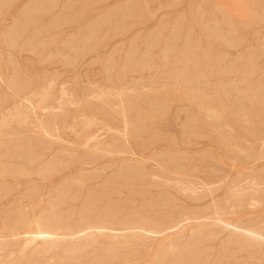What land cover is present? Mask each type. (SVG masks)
<instances>
[{
	"label": "bare ground",
	"instance_id": "obj_1",
	"mask_svg": "<svg viewBox=\"0 0 264 264\" xmlns=\"http://www.w3.org/2000/svg\"><path fill=\"white\" fill-rule=\"evenodd\" d=\"M120 13L128 14L127 11H121ZM252 14L254 13H249L250 17H253ZM104 18H101L102 21L105 20ZM91 29L87 26L86 30ZM234 31L236 30L234 29ZM27 32L26 35H28ZM52 35H55V33ZM80 38L86 40L92 39L94 36L83 34ZM72 39H77V37H72ZM7 41L8 45L15 44L11 38ZM134 41L136 40L134 39ZM235 41V38H232L227 40L226 44L232 45L236 43ZM144 44L146 46V43ZM153 45L154 43L148 44V46ZM23 46L27 47V45ZM94 46V44L84 42L82 44H66V46L58 49L66 48L70 50V52L62 53L60 51L59 53L63 62L74 64V62L80 60L82 52L90 50ZM136 48L135 43L129 44L123 50L124 56L120 60H116L113 56L104 59L96 58L102 64L104 78L110 80L112 84L101 87L95 86L96 88L88 91L87 95L82 93L84 96L81 97V95L68 91L65 86L56 90L54 81L47 80L37 87H32L29 92H24L23 101L13 106L12 109H9L6 113H0V172L28 175L30 173L29 165L32 164L42 173L52 170L53 167L96 163L100 157L99 151L101 149L112 150L121 154H137L131 144L134 143L138 149L143 151L148 149L151 143L161 135L158 123L167 117L173 107L185 111L184 120L181 122V131L173 139L175 142L188 143L192 141L193 136H209L210 133H214L217 137L224 138H220L221 142L225 139L229 141L227 146L234 147L245 156L248 155L253 163L260 160L261 162H258L259 166L264 171V119L259 116L260 110H251L243 100L248 99L252 103L254 96L234 87L231 89L226 88L225 81L218 80L215 83L214 92L211 91L210 94L195 86V83L200 84L209 75L219 77L225 74H235L243 77L250 72H254V69L243 71L239 67L234 69L232 67L226 69L218 67L215 71L212 69L208 73H205V68L196 70L194 69L195 64L198 62L207 64V61L212 59L207 57L197 58L198 56L189 43L181 45L165 43L159 56H146L143 58H137ZM42 49L43 47L32 49L37 53L39 59L45 57ZM2 52L0 51V57ZM205 54L209 56V51L206 50ZM220 55L223 57V54ZM256 58L252 56L251 52L247 56L249 61ZM144 69L150 71V80L147 83H144V77L141 74ZM132 72L140 73L137 76H131L132 79L127 82L129 74ZM18 76L19 74L14 71L11 85L21 91L29 83H26L27 86H25V81L24 84H22L23 82L20 83L21 85L18 84ZM159 76L168 79L167 84L161 85L156 79ZM5 97L4 99H6ZM1 101L3 102V100ZM2 102H0L1 107L3 106ZM235 122L239 124L240 128H236ZM66 128L74 132L78 139V146L83 147H76L77 152L73 156L72 154L71 156L67 155L64 151L52 153V159L46 161L45 157L51 153L53 144L64 139L62 133ZM100 129H104L107 134L104 135L99 132ZM204 129H207L208 134L204 132ZM31 131L36 133L30 134ZM145 131L147 132L146 135L144 134ZM254 145H257L258 148L255 149ZM247 150L249 151L247 152ZM159 154L153 152L150 157L155 158ZM174 155H170L164 164L157 162L159 173H152L143 159L124 158L115 170V174L105 180L101 190H93L94 188L87 186V183L93 178L102 176L105 169L97 166L89 168L86 172H82L81 176L70 177L64 183V191L58 190L54 194L50 200V207L48 206V213L43 215H37L38 210L34 212V206L38 203L39 197L36 194L38 192L30 188L28 190V208L16 209L14 216H12L14 224H11L13 226H10L11 228L7 226L10 228L8 234L10 232H24L26 234V242L23 247L24 255H30L29 251L26 252L28 248H30L32 255L45 253L52 247L59 246L58 240L61 237L80 239L79 237L122 236L124 234L125 238L123 240L110 239L108 243L103 245L90 244L91 246L88 249L85 248L86 243L84 241L81 244L77 242L78 240L63 247L64 257L70 260L69 264H92L91 262L94 264V261L97 264H102L108 257L113 259L121 254L128 253L130 250L123 249L131 242H136L141 246L145 245L150 237L148 232H159L170 226L172 222L183 220L189 213L184 210L185 208H181L176 200L167 195L163 200L151 198L145 203L131 206L128 209L119 203L101 204L102 196L112 188L119 191L121 188L118 185L121 183L126 186L135 183L140 184L145 180L151 183L150 178L160 176L169 185L176 188L178 186L180 194L183 196L194 200L209 197L206 204L207 214L237 213L240 209L262 206L264 203V172L262 174L249 172L238 182L232 184L221 198L216 199L212 197V193L218 187V184L211 180L186 182L183 177L179 176L182 173L181 164ZM5 159L11 166L3 164ZM20 161L22 162L20 163ZM15 162L17 163L15 164ZM4 185L5 180H2L0 182V196L6 195V192L3 191ZM84 190L86 194L77 213H74L73 207L70 211L61 213L60 206L68 202L70 198L77 199L80 192ZM135 191L143 190L135 189ZM156 207H159V211L165 209L162 216H160L161 214L159 216L158 214H150V211L155 210ZM179 207V215L175 217L174 221H171L170 218L173 212L176 209L178 210ZM262 212L261 215L258 214L260 217L254 216L255 218H247L244 221L240 219L238 220L240 223L237 224L226 223L222 220L213 221V224L219 227L216 230L211 225L201 224L190 229L191 231L185 236L184 234L176 235L170 238L168 242L160 245L149 259L146 258L144 264L262 263L264 252L260 253V250L251 252L248 260L243 262H240L237 256L243 249L258 247L264 242V211ZM253 213L247 215L252 216ZM110 226H118L123 232L119 235L109 234L106 230ZM224 229H229V231L221 236ZM79 234L83 235L78 236ZM129 237L135 239L129 242V240H126ZM222 237L226 241L221 242V244L227 248L231 247V250L218 251L217 253L210 251V248L214 246L212 241ZM257 253H260V256H257ZM213 254L217 255L214 259H210ZM232 257L234 258L232 259ZM63 261L68 262L67 260ZM35 262V259H29L26 264H35ZM59 264H63V262Z\"/></svg>",
	"mask_w": 264,
	"mask_h": 264
},
{
	"label": "rangeland",
	"instance_id": "obj_2",
	"mask_svg": "<svg viewBox=\"0 0 264 264\" xmlns=\"http://www.w3.org/2000/svg\"><path fill=\"white\" fill-rule=\"evenodd\" d=\"M1 1L0 51L3 52L0 57V98L3 102L1 100L0 102H2L3 106H0V113H6L9 109H12L13 106L23 101L24 92H29L32 87H37L47 80L54 81L56 90L65 86L68 91L76 95H81V97L87 95L86 93L93 90V88L112 84L110 80L104 78L102 64L96 58L104 59L113 56L116 60H120L124 56L123 50L129 44L135 43L137 45L136 51L138 52L137 58H143L146 56H159L165 43H177L179 45L189 43L190 47L198 56L197 58L202 59L207 57L212 59L211 61H207V64L205 62L195 64L196 67L194 69L196 70L205 68V73H208L212 69L215 71L218 67L225 69L228 67H232L233 69L239 67L243 71H251V69H254V72H250L243 77L235 74H225L219 77L209 75L200 84L195 83V86L203 90V92L210 94L214 92L215 83L219 80L226 82V88L231 89L234 87L243 92L251 93L254 96L252 103L248 99L243 100L249 105L251 110H260L259 116L264 119V98H262L264 96V0ZM121 11H127L128 14H122L120 13ZM250 12L254 13L252 14L253 17H250ZM102 17H105L104 21H102ZM87 26L92 29L86 30ZM48 28L49 30H47ZM26 31H28V35H26ZM54 33L55 35H52ZM37 34H39V37ZM83 34L94 36V38L81 39L80 37ZM72 37H77V39H72ZM9 38L13 39L15 42L14 45H8L7 40ZM232 38H235L236 43L227 45V40ZM84 42L94 44L95 46L90 50L82 52L80 60L74 62V64L63 62L59 52H70V50L66 48L60 50L58 48L66 46V44H82ZM148 42L154 43V45L148 46ZM144 43H146V46ZM23 45H27V47L25 48ZM40 47H43L42 52L45 55L43 59H39L37 53L32 50ZM206 50L209 51V56L205 54ZM250 52L253 57L258 58L253 61L247 60ZM220 54H223V57ZM221 58L225 59L223 60ZM14 71L19 74L17 77L18 84L21 82L24 84L25 81V86H27L26 83H29L26 88L24 87L21 90L22 92L20 89H15L11 85ZM139 73H130L127 82ZM141 74L144 77V83H147L150 80V71L144 69L141 71ZM156 79L161 85H165L169 81L164 76H159ZM261 86L263 87L261 88ZM258 104L260 108L257 106ZM183 110L173 107L172 111L167 114V117L158 123L161 135L151 143L148 149L144 151L140 150L132 143L131 145L137 154L122 153L124 154L122 155L112 150L101 149L99 151L100 157L96 163L53 167V171L47 170L42 173L32 164L29 165L30 173L28 175L24 173L12 174L0 172V182L5 180L3 191L6 192V195L0 196V264H26V261L29 259H35V264H59L61 262L63 264H69L70 260L64 257L63 247L76 242V240L81 244L84 242L86 245L88 244L87 246L85 245V248L88 249L91 246L90 244L103 245L108 243L110 239L123 240L125 238L124 234L122 236L103 235L97 237H79L81 240L61 237L58 240L59 243L57 242L59 246H55L56 248L52 247V250L50 249L45 253L32 255L30 248H28L26 252L29 251L30 255H24L23 247L26 242V234L24 232H10L8 234V232L13 226L12 224H14L12 216H14L13 214L16 209L20 208L22 210L28 208V190L30 188L38 192L36 194L39 197L38 203L34 206V212L38 210L36 214L43 215L48 213L50 200L54 194L58 190L64 191V183L70 177L81 176L82 172H86L87 169L89 170V168L96 166L105 169L102 176L93 178L87 183V186H90L92 189L94 188L93 190H101L105 180H108L115 174V170L124 158L143 159L146 162L147 168L152 173H159L160 170L157 167V162L164 164L168 157L175 153L174 156L178 158L182 169V173L179 176L183 177L186 182L196 180L214 181L218 184V189L216 188L214 190L212 197L216 199L221 198L232 184L238 182V180L249 174V172L253 171L259 174L264 172L259 166L258 162L260 160L253 163L248 155H246V158L245 154H241L234 147L227 146L229 141L225 139V141L223 140L221 142L223 137H217L214 133H210L211 135L209 136H193L192 141L188 143L175 142L173 139L179 135L181 122L184 120L185 111ZM235 126L238 128L239 124L235 122ZM99 132L104 135L107 134L104 129H100ZM204 132L208 134L207 129H204ZM29 133L35 134L36 132L31 131ZM144 134L146 135L147 132L145 131ZM62 137L64 139L53 144L51 153L45 157L46 161L52 159V153L64 151L67 155L71 156L72 154L73 156L77 152L76 147H83L78 146L77 136L70 129L66 128L62 133ZM242 144L247 146L245 143ZM224 147H227L226 150ZM254 147L255 149L258 148L257 145H254ZM153 152L160 154L152 158L150 156ZM48 156L50 158H47ZM3 164L5 166H11L6 159L3 160ZM150 180L152 181L151 183L145 180L140 184L135 183L131 186H126L121 183L118 185L121 188L119 191H115L112 188L109 189L107 194L102 196L101 204L108 202L119 203L128 209L131 206L145 203L151 198L163 200L167 195L176 200L181 208H185V211L192 213H188L179 222H172L170 226L159 232H148L150 237L143 246L136 242H131L135 238H127L126 240H129L131 244H127L123 250L130 251L126 254H121L117 258L111 259V257H108V260L105 259V262L102 264H144L146 258L149 259L160 245L168 242L170 238L176 235L184 234L185 236V234L191 231L190 229L201 224L211 225L216 230L219 227L213 224L215 221L222 220L226 223L237 224L240 223L238 221L240 219L244 221L247 218L260 217L261 212L264 211L263 203V207H246L240 209L237 213L226 212L225 214L224 212L219 215L207 214L206 204L209 197L199 200L190 199L180 194L178 186L176 188L169 185L160 176L152 177ZM135 189L143 191H135ZM85 194L84 190L80 192L77 199H68V202L60 206L61 213H66L73 207L74 213L76 214ZM180 207L173 212L170 218L171 221H174L175 217L179 215L178 211ZM164 211L165 209L159 211V207H156L155 210L150 211V214H158V216L161 214L160 216H162ZM248 213L253 214L250 216L247 215ZM228 215H232L233 219L232 216ZM9 223L12 224L10 225ZM7 226L11 227L8 228ZM106 231L109 234L118 235L123 232L118 226H110ZM228 231L229 229H224L221 232V236H224ZM82 235L79 234L78 236ZM5 240L6 242H4ZM70 240L72 241L70 242ZM224 241H226L224 237L216 238L212 241L214 246L210 248V251L217 253L218 251L231 250V247L227 248L221 244ZM256 250H260V253L264 252V242L258 247L243 249L241 253L237 254L239 261L243 262L248 260L250 253ZM260 253L256 255L260 256ZM216 255L213 254L210 259H214ZM63 260H67L68 262ZM91 263L93 264V262ZM229 263L231 264V262ZM94 264L97 263L94 261ZM259 264H264V259Z\"/></svg>",
	"mask_w": 264,
	"mask_h": 264
}]
</instances>
